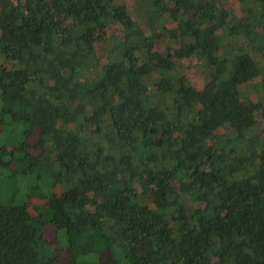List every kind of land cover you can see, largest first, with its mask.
<instances>
[{
    "label": "trees",
    "instance_id": "1",
    "mask_svg": "<svg viewBox=\"0 0 264 264\" xmlns=\"http://www.w3.org/2000/svg\"><path fill=\"white\" fill-rule=\"evenodd\" d=\"M133 1L0 0V264H264V0Z\"/></svg>",
    "mask_w": 264,
    "mask_h": 264
},
{
    "label": "rangeland",
    "instance_id": "2",
    "mask_svg": "<svg viewBox=\"0 0 264 264\" xmlns=\"http://www.w3.org/2000/svg\"><path fill=\"white\" fill-rule=\"evenodd\" d=\"M128 4L133 7L134 5V1L133 0H127ZM227 5L226 7L229 9V11L233 12L238 6H239V0H228L226 2ZM135 15L137 17V14L135 12ZM135 18V16H134ZM136 19V18H135ZM139 19V18H138ZM138 19H136V21H139ZM197 62L196 61H186L185 62V66H187V69L189 68V74L191 76H193V83L197 86V87H201L202 86V81L203 79H200L198 77V75L196 74V66H197ZM54 228L49 226L46 228V238L52 242H55V238H56V234L54 232ZM56 245V244H55ZM68 253L67 252H63L61 255V261L63 263H68Z\"/></svg>",
    "mask_w": 264,
    "mask_h": 264
},
{
    "label": "built area",
    "instance_id": "3",
    "mask_svg": "<svg viewBox=\"0 0 264 264\" xmlns=\"http://www.w3.org/2000/svg\"><path fill=\"white\" fill-rule=\"evenodd\" d=\"M14 4H18L20 1H24V0H11Z\"/></svg>",
    "mask_w": 264,
    "mask_h": 264
}]
</instances>
